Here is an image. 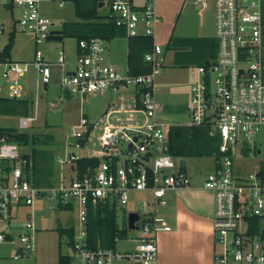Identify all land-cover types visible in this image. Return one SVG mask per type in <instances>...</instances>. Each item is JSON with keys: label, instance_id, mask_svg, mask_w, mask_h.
Wrapping results in <instances>:
<instances>
[{"label": "built area", "instance_id": "built-area-1", "mask_svg": "<svg viewBox=\"0 0 264 264\" xmlns=\"http://www.w3.org/2000/svg\"><path fill=\"white\" fill-rule=\"evenodd\" d=\"M1 1V0H0ZM70 0H9L18 7L20 18L15 27L34 35L36 43L48 41L56 25L42 13L43 4L55 3L64 7ZM215 5L216 59L197 68L198 77L191 86V122L189 126L210 125L211 136L220 138V166L204 174L203 187L215 194L214 231L216 251L214 264H264V174L242 171L235 163L237 153L251 151L254 141L264 140V71L262 53V0H213ZM201 11L209 0H195ZM107 20L125 31L127 38L150 37L157 34V0H106ZM61 30V29H60ZM1 33V30H0ZM150 71L145 74H121L108 63L106 42L92 37L77 42L76 67L67 72L64 50L51 63L37 50L34 59L17 62L0 59V78L5 80L11 98H22L23 77L34 67L45 88L52 79V66L60 68L61 87L71 95L117 92L127 87L135 89L132 109L112 107L95 124L83 117L73 138H84L86 145L93 129L101 122L102 148L87 157L98 158L99 165L81 172L75 168L81 157L71 154L60 164L72 163L59 183L44 188L33 184L25 145L0 135V221L10 222L16 208L32 206L39 197L48 198L51 208L77 210L79 227L75 229L72 245L73 264H158L157 236L171 231L168 219L155 214L141 217L136 229L141 235L118 237L133 244L131 249H92L88 245L86 223L90 209L101 204L126 208L133 192L151 193L153 203L167 204L169 191L191 187L193 178L169 154L171 124L158 118L159 105L155 98V80L165 65V50L155 43L145 53ZM123 114V117L116 115ZM139 115L143 122H135ZM115 117V121H114ZM35 118L21 117L19 127L29 128ZM112 121V122H111ZM22 131V130H21ZM66 174L71 177L67 179ZM139 213V212H138ZM259 218L261 228L253 234L252 220ZM139 222H142L139 226ZM35 226L24 225L17 237L0 233V243L15 248L14 259L34 251Z\"/></svg>", "mask_w": 264, "mask_h": 264}, {"label": "rangeland", "instance_id": "rangeland-1", "mask_svg": "<svg viewBox=\"0 0 264 264\" xmlns=\"http://www.w3.org/2000/svg\"><path fill=\"white\" fill-rule=\"evenodd\" d=\"M195 0H157V34L154 42L161 45L166 51L165 65L161 76L156 82L155 98L159 105L158 118L171 125H187L191 122V90L185 80L180 78L179 72L175 70L174 56L179 49L173 46L168 47L167 43L171 36L181 35L191 37L193 30L200 36L215 35V5L213 0H209V7L201 11L200 7L194 3ZM101 14L107 15L109 8L105 5L101 8ZM43 14L52 20L56 25L54 30H60L64 24H74L80 22L75 11V2L70 0L64 7H59L55 3H47L42 6ZM20 18L18 7L9 6V0L0 1V54L8 43L10 36H15V45L11 51L10 59L17 62H31L37 50L43 52L44 56L55 63L58 52L64 50L66 61L75 60L77 38L66 35L62 41H46L37 44L35 37L30 32L21 31L15 27V22ZM71 30L80 32L82 26L74 25ZM84 27V26H83ZM195 35V34H194ZM215 38V36H214ZM116 40H122L117 38ZM121 41H116V44ZM187 72L193 76L197 73V65H191ZM173 68V69H172ZM171 70V71H169ZM263 71H264V50H263ZM52 79L48 89L38 83L42 78L37 74L34 67L23 77L24 92L22 98L28 102L26 115L33 116L35 121L31 122L29 128L21 129L19 120L22 115L1 116L0 126L16 128L20 132H26L30 136L38 137L35 142L25 145L24 151L31 155L33 149L44 152L47 156L48 165L46 170L48 175L43 177V187L59 183L61 174L69 171L72 163L60 164L59 160L75 154L79 157H87L98 152L102 148L100 136L103 132L101 122L93 129L86 145L81 148L73 145V133L76 131L86 132V128L79 129L78 125L83 117H87L90 123L95 124L98 118L107 109L108 94L94 93L83 96L75 93L68 97L61 87V70L58 66H52ZM124 72V71H123ZM167 75L162 76L166 73ZM187 77H189L187 75ZM0 96L11 98L6 89L5 80L0 78ZM27 97V98H26ZM127 107L134 106L132 102H125ZM143 122V118L137 115L135 122ZM22 130V131H21ZM261 151L258 153V151ZM177 164L185 168L187 173L198 178L200 175L211 173L217 169L215 158H188L176 159ZM264 161V140L258 138L254 141V148L248 155L242 156L237 153L235 157L236 166L242 171H257ZM52 171V172H51ZM67 179L71 176L66 174ZM49 181V182H48ZM48 185H47V184ZM50 183V184H49ZM52 183V184H51ZM48 186V187H47ZM130 203L126 208L117 210V222L120 228H126L129 235H141L140 230L128 229V215L131 211L139 212L142 218L146 216L148 210L154 209L152 195L148 192H133L130 195ZM52 202L45 197H39L32 206H23L13 212L10 222L0 221V233L17 237L21 234L24 225L32 222L35 226V247L34 251L27 252L23 259H13V247L0 243V264H24V258L28 259L27 264H59L60 255L72 256L73 249L69 238L61 235L59 230L79 227L77 210L51 208ZM161 211L163 208L156 205ZM160 207V208H159ZM142 222H139V226ZM117 249L125 251L131 249L133 244L120 240ZM132 264V262H124Z\"/></svg>", "mask_w": 264, "mask_h": 264}, {"label": "trees", "instance_id": "trees-1", "mask_svg": "<svg viewBox=\"0 0 264 264\" xmlns=\"http://www.w3.org/2000/svg\"><path fill=\"white\" fill-rule=\"evenodd\" d=\"M75 2V11L80 22L64 24L63 36L67 34L77 38V42L83 39H90L92 37H100L106 41H110L118 36L125 35V31L119 28L114 22L107 20L105 15L100 13L99 4L106 0H72ZM74 25H81L80 32L71 30ZM84 26V27H83ZM130 40V55L129 67L131 74H145L150 71V66L145 61L144 55L150 51L154 45V39L150 37H133ZM15 45V36L9 38L5 45L0 59L11 60V51ZM167 46L174 48L184 47L192 48L190 56L196 61L198 66H203L208 61L216 59L218 52V43L214 38H199L177 39L171 37ZM28 109L27 100L17 98H5L0 96V117L9 115H24ZM210 125L189 126V125H172L169 132V154L174 159H188V158H215L217 167L220 166L221 154L220 138L218 136H211ZM0 135H5L10 141L29 145L35 142L38 137L30 136L26 132H20L16 128H7L0 126ZM249 148L243 150V154L248 155ZM30 161L27 169L30 172L33 184L43 187V177L48 175L46 173V166L48 165V158L45 153L37 149H33L31 155H28ZM50 162V161H49ZM98 158H81L76 162L75 168L81 172L86 171L90 167L99 165ZM262 175L264 174V161L261 163ZM52 172V171H51ZM49 182V181H48ZM47 184V183H46ZM50 184V183H49ZM52 184V183H51ZM48 185V184H47ZM49 185V187L53 186ZM48 187V186H47ZM69 209V208H61ZM117 206L115 204L106 203L101 204L97 208L90 209L89 216L86 223L88 231V245L92 249L96 248H115L116 239L124 237L127 234L126 228H120L117 222ZM254 227L253 234H257L261 228V220L259 218L252 220ZM61 235L69 238L71 245L74 243L75 228H66L59 230ZM59 264H73L70 256L60 255Z\"/></svg>", "mask_w": 264, "mask_h": 264}, {"label": "crops", "instance_id": "crops-1", "mask_svg": "<svg viewBox=\"0 0 264 264\" xmlns=\"http://www.w3.org/2000/svg\"><path fill=\"white\" fill-rule=\"evenodd\" d=\"M135 2L142 3V0H135ZM9 6L12 7L11 5ZM262 16H263V20H262V53H263L264 0H262ZM191 34L193 35H188L191 37L181 35L175 38L177 39L213 38L214 39V36H210V37L200 36L196 30H193ZM117 38H122L124 39V41L116 40ZM116 41H121V42H119V44L118 43L116 44ZM105 42H106V56L108 63L112 64L116 68V70L123 75L131 74L129 67V55H130L129 38H127L126 35H121L110 41L105 40ZM177 49L179 50L176 51L174 56V62H175L174 71L176 70L182 71L179 72L180 78L183 77L188 88H190L191 90L192 84L196 81L198 77V72L196 73L195 76H193L190 73L188 74L187 72L189 69H191L190 67L191 65L196 64V61H194L193 58L190 56V53L192 52L193 49L184 48V47H179ZM75 52H76L75 56H77V48ZM75 67H76V57L73 62L67 63V68H66L67 72L72 73L75 70ZM198 67L199 66L197 65V68ZM162 71L163 70H161L156 77L154 84L155 90H156V82L161 76ZM165 75H167V72L162 74V76ZM187 75L189 77H187ZM38 84L42 86L41 82ZM48 88L49 86L45 87L44 89H48ZM64 93L68 97L73 96L66 90H64ZM102 94L103 95L108 94L107 109L102 114V117H104L112 107H114V109L117 110H122V109L128 110L133 108V106L127 107L125 104V102H130L131 104L132 102L133 103L135 102V89L133 87H127L117 92H105ZM9 116H17V115H9ZM23 116L24 115H22V117ZM116 116L123 117L124 115L117 114ZM100 118H98L97 120H99ZM114 121H115V117H114ZM101 124L103 125L104 122ZM203 180H204V176L200 175L198 176V178L194 177L191 187L179 188L176 190L169 191L167 194V204L164 206L156 204L161 208H163L162 211L158 209L156 205H154L155 207L153 210H148L147 208L146 215L155 214L159 216H164L165 218L168 219V222L172 227L171 231H162L157 236V244L159 251L158 264H214V255L216 251L215 231H214L215 194L213 191L205 189L203 187ZM23 230L21 231V233L23 232ZM14 255H15V248L13 247V259H14ZM28 262L29 260L27 258L26 259L24 258V264H27Z\"/></svg>", "mask_w": 264, "mask_h": 264}, {"label": "water", "instance_id": "water-1", "mask_svg": "<svg viewBox=\"0 0 264 264\" xmlns=\"http://www.w3.org/2000/svg\"><path fill=\"white\" fill-rule=\"evenodd\" d=\"M105 6V2H101L99 4V8H103ZM63 31L62 30H56L53 31L52 34L48 37V41H62L63 40ZM206 64H209V61L206 62ZM84 138L76 139L75 144L81 145L84 142ZM261 151L259 150L258 153ZM140 215L136 212L129 213L128 216V228L129 229H136L138 226H136V222L139 221Z\"/></svg>", "mask_w": 264, "mask_h": 264}]
</instances>
